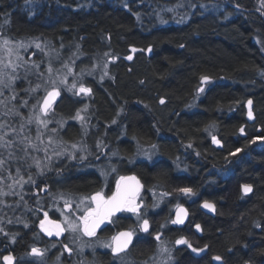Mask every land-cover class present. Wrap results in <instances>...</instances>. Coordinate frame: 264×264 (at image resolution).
<instances>
[{
    "label": "trees",
    "instance_id": "16d2710c",
    "mask_svg": "<svg viewBox=\"0 0 264 264\" xmlns=\"http://www.w3.org/2000/svg\"><path fill=\"white\" fill-rule=\"evenodd\" d=\"M5 37L31 49L43 47L34 51L40 73L45 72L44 48L65 58L116 57L109 79L87 80V145L95 150V140H101L119 154L118 169L108 180L88 167L91 160L78 156L46 172L23 167L32 147L24 135L28 145L22 136H12L10 147H0V159L7 161L0 184L17 177L19 183L27 181L22 191L15 192L14 183V191L0 198V241L14 245L18 264H39L34 256L21 261L36 245L47 247L50 262L54 259L56 244L39 230L45 213L59 219L65 206L78 211L80 196L105 187L108 197L117 179L132 173L143 183L146 206L138 216L113 217L97 235L110 238L126 228L138 233L120 263L148 264L160 243L154 236L162 233L161 241L174 246L172 264H264L261 0H0V39ZM203 77L211 82L193 107ZM83 106L62 92L55 114L67 121L59 135L63 141L83 135L84 128L71 120ZM142 152L148 156L138 158ZM15 166L26 177L20 179ZM159 197H165L161 207ZM206 202L214 213L205 209ZM176 204L189 210L183 227L173 223ZM143 218L151 222L146 234ZM182 239L192 247L176 243ZM64 241L74 248L69 233ZM63 257L66 264L71 259L68 252ZM109 257L96 248L89 260L112 264Z\"/></svg>",
    "mask_w": 264,
    "mask_h": 264
},
{
    "label": "rangeland",
    "instance_id": "374dc122",
    "mask_svg": "<svg viewBox=\"0 0 264 264\" xmlns=\"http://www.w3.org/2000/svg\"><path fill=\"white\" fill-rule=\"evenodd\" d=\"M173 11L177 13V9H173ZM35 48L43 50L42 46L37 47L36 45ZM35 48L31 49V44L14 41L7 37L0 39V125L3 126L0 127V136L7 133L4 138L11 141L12 136L19 138L22 136V139L23 135L27 137V143H30L32 147L31 151L28 152L30 161L24 162L23 167L29 170L36 168L37 172H46L63 159L68 161L78 156L82 159L91 160L88 167L98 168L108 180V177L118 169L119 154L113 149L107 150L103 147L101 140H95V150L90 149L87 145L90 94L80 93L78 90L81 85L90 88L87 82L90 78L100 82L109 79L111 77V64L116 60V57L106 53L93 56L88 60L81 55L65 58L60 52H51L44 48L46 55L45 72L40 73L38 71L40 64L34 60ZM210 82L211 79L209 78L203 80L198 97L191 106L197 105L198 98ZM17 84L20 87H16ZM73 84L76 85L75 88H72ZM52 89H58L60 92L65 91L83 101L84 106L71 119L80 123L84 128L83 135L79 139L67 142L60 139L59 135L65 128L67 121L55 114L54 108L47 113L42 112L41 103L45 95ZM23 141H25V145H28L26 140L23 139ZM25 147L28 149L29 146ZM149 150L153 151L152 149ZM147 154V152L139 153L138 158L148 156ZM15 167L16 175L20 179L26 177L22 167L21 169L19 166ZM32 174H29L27 178L33 179ZM119 179L120 177L117 180ZM14 183L17 184L15 185V192L18 193L25 188L27 181L19 183L17 177L15 181L10 179L7 186L1 183L0 198L14 191ZM97 193L102 194L105 199L107 198L104 187L92 195L80 196L77 207L79 212L72 211L70 205L62 208L61 221L69 233V240L74 247L73 249L72 247L66 249V251L71 258L72 255L73 258H76V264H92L93 260H89L90 253L96 248L100 250L110 249L105 245L112 243V237L99 238L97 235L89 237L83 231L81 218L88 209L95 207V201L91 200V197ZM163 198L165 197H159L157 207L162 206L161 199ZM177 207L178 204L174 205L173 210L175 211ZM132 213L138 216L139 212ZM69 225H78V227L73 231ZM174 260V246H167L160 239V243L147 263L172 264Z\"/></svg>",
    "mask_w": 264,
    "mask_h": 264
},
{
    "label": "snow or ice",
    "instance_id": "6c2138e0",
    "mask_svg": "<svg viewBox=\"0 0 264 264\" xmlns=\"http://www.w3.org/2000/svg\"><path fill=\"white\" fill-rule=\"evenodd\" d=\"M262 6H264V0H261ZM7 43V41H5ZM39 47V45H37ZM135 51V50H134ZM150 51V49H149ZM131 59V57H128ZM203 80H207V77H203ZM76 85L73 84L72 88H75ZM202 90V89H201ZM80 93L84 94H90L91 89L85 88L84 86H80L79 90ZM59 95V92L57 90H53L51 92H48L46 97L43 101V111L47 112V110L51 107L52 103L54 102V99L56 96ZM249 105H251V101L248 102ZM249 115L251 116V112H249ZM41 123H44V121H41ZM46 126V125H45ZM0 127H3L0 125ZM243 131V129H241ZM7 135L5 133L3 136H0V147L8 148L12 145L13 141L6 140L4 137ZM9 156H12V153H9ZM7 163L6 160L0 159V168H2ZM125 179H133L134 178H121V180ZM244 190L246 192L251 191V188L249 186H244ZM181 191L188 193L191 192V189H181ZM91 200L95 201V207L88 209L87 213L81 218L83 221V231L86 235L93 236L96 233V229L105 222V220H108L111 216H113L116 212L120 211H129V212H137L138 206L135 205V190L129 186L121 187V184H117L116 192L113 193L110 197L105 199L102 194L97 193L95 196L91 197ZM206 208H210L214 210V205L210 203H205L204 205ZM173 223H183L182 219H178L176 221H173ZM144 230L147 231V225L148 221L144 220ZM41 228L47 232L49 236L51 235H61V233L64 231V228L61 227L59 223L56 221H51L47 219V213H45V220L41 221L40 224ZM69 227L75 231L78 225H69ZM197 228H199V225H197ZM2 231V230H0ZM132 233L131 232H120L117 233V235L112 237V243H109L105 245L106 247H109L112 249L113 253L116 255H119L120 253L124 252L129 243L131 242ZM159 239V237H157ZM177 244H188L186 240H178L176 241ZM188 247H192L191 244H188ZM194 252L196 251H203V249H192ZM32 254L36 256H41L43 253L36 248L32 249ZM216 260H220L221 257L217 256L214 257ZM4 260L7 262V264H13V258L10 256L4 257Z\"/></svg>",
    "mask_w": 264,
    "mask_h": 264
},
{
    "label": "flooded vegetation",
    "instance_id": "af4514ba",
    "mask_svg": "<svg viewBox=\"0 0 264 264\" xmlns=\"http://www.w3.org/2000/svg\"><path fill=\"white\" fill-rule=\"evenodd\" d=\"M62 96V92H60V97ZM57 104H58V102L52 107V108H54V109H56V106H57ZM51 108V109H52ZM123 177V176H122ZM121 177V178H122ZM120 178V179H121ZM120 179L118 180V182L116 183V185H115V188H114V191L116 190V188H117V184L119 183V181H120ZM113 191V192H114ZM113 194V193H112ZM111 194V195H112ZM143 194V191L141 192V194L139 195V196H137V197H135V200H134V203H135V205H137L138 206V211L137 212H139L138 213V215H140L141 214V212H142V209L146 206V204H145V200H144V197H142L141 195ZM109 197V196H108ZM107 197V198H108ZM106 198V199H107ZM126 212H128V213H130V214H133L134 216H137V215H135L134 213H132V212H129V211H122L120 214H122V213H126ZM120 214H118V215H120ZM174 214H175V211H174ZM117 216V215H116ZM116 216H114V217H116ZM47 218H50V219H55V220H59L61 223H62V221H61V218H53V217H51L50 216V214L49 213H47ZM145 219H148V218H143L142 219V222L145 220ZM43 220H45V214H44V218L41 220V221H43ZM112 220H113V217L111 218V220H110V222H109V224L112 222ZM41 221H40V223H39V230H40V232H41V234L46 238V241H50V242H52V243H55L56 244V248L54 249L55 251H56V253L54 252V259H52V261L50 262V250L47 248V247H44V246H39V245H36V246H33V247H31V249L29 250V253H28V256L26 257V258H23L21 261H26V262H28V261H33V258L35 257V261H37L39 264H40V262L42 263V264H66V263H63V255L65 254V253H67L66 252V249H69V248H67L66 247V244H65V241H64V239H65V237H66V235L68 234V232H67V230L63 227V223H62V227L64 228V230H65V233L63 234V235H59V236H57V235H51V236H49L48 234H47V232H45L42 228H41V226H40V224H41ZM174 221V220H173ZM142 222H141V230H142ZM151 223V222H150ZM133 232H134V234H135V239L137 238V236H138V233L136 232V231H134L133 229H131ZM151 230V229H150ZM102 231V230H101ZM100 231V232H101ZM100 232H98V233H96L95 235H93V236H89V237H94V236H96V235H98V234H100ZM143 232V231H142ZM117 233V232H116ZM115 233V234H116ZM144 233V232H143ZM115 234L113 235V236H115ZM146 234V233H145ZM112 236V237H113ZM157 237H159V239H157ZM154 238L156 239V241H158V242H160V239L162 238V233H158V234H156L155 236H154ZM182 240H184V239H182ZM133 245V244H132ZM132 247V246H131ZM131 247H130V249H131ZM33 248H36V249H39L42 253H43V255H41V256H36V255H33L32 254V249ZM130 249L127 251V252H124V253H122V254H120V255H117V256H115L114 254H113V252H112V249L110 248V249H107V250H104L105 252H107L108 254H109V259H110V262L112 263V264H128L127 262H125V263H120L122 260L120 259L122 256H125V255H127L129 252H130ZM6 256H10V257H12L13 258V264H18V262L20 261V259H19V257L18 256H16V252H15V248H14V245L12 246V244H7V243H3V242H1L0 241V264H7V262L4 260V257H6ZM34 256V257H33ZM30 258V259H29ZM91 261V260H90ZM77 263V260H76V258H71V259H69V261L67 262V264H76ZM78 264H81V263H78ZM92 264H102L101 262H99V261H95V260H93V262H92Z\"/></svg>",
    "mask_w": 264,
    "mask_h": 264
},
{
    "label": "water",
    "instance_id": "95a60500",
    "mask_svg": "<svg viewBox=\"0 0 264 264\" xmlns=\"http://www.w3.org/2000/svg\"><path fill=\"white\" fill-rule=\"evenodd\" d=\"M54 89L50 90L49 92L53 91ZM59 92V95L55 97L54 99V102L52 103L51 107L47 110V112H49L51 110V108L59 101L60 99V91L58 89H55ZM47 95V94H46ZM45 95V97H46ZM44 97V98H45ZM44 101V99H43ZM43 101L41 103V110L43 113H47L45 111H43ZM249 108H251V105H249ZM123 178H134L133 179H125V180H121L119 181V183L121 184V187H125V186H129L131 188H133L135 190V197L139 196L141 194V192L143 191V183L140 179V177L135 174V173H132V174H128V175H125L123 176ZM117 189V188H116ZM116 190L113 192L115 193ZM111 196V195H110ZM109 196V197H110ZM212 204V203H210ZM213 205V204H212ZM205 207V206H204ZM205 209L210 212V213H214L215 212V208L214 210L213 209H210V208H206ZM122 211L120 212H116L113 216H111L108 220H105L104 223H102L97 229H96V233L100 232L101 230H103L105 227H107L109 225V222L111 220L112 217L120 214ZM178 214H179V219H182L183 220V223H175L178 227H183L187 224V222L189 221V217H190V214H189V211H188V207L184 204L178 206L175 210V214H174V220L176 221L178 219ZM48 220H51V221H56L57 223H59L62 227V223L59 221V220H55V219H50V218H47ZM148 221V225H147V231L144 230V224L142 222V231L144 233H149L150 232V229H151V223H150V220L149 219H145ZM63 228V227H62ZM120 232H131L132 233V237H131V242L129 243L127 249L124 251V252H127L130 247L132 246V244L134 243L135 241V234L134 232L131 230V229H122V230H119L117 233H120ZM65 233V230L61 233V235H63ZM95 233V234H96ZM117 233L115 235H117ZM89 236V235H88ZM113 252V251H112ZM122 252V253H124ZM120 253V254H122ZM114 254V253H113ZM119 254V255H120ZM115 256H117L116 254H114Z\"/></svg>",
    "mask_w": 264,
    "mask_h": 264
},
{
    "label": "bare ground",
    "instance_id": "6f19581e",
    "mask_svg": "<svg viewBox=\"0 0 264 264\" xmlns=\"http://www.w3.org/2000/svg\"><path fill=\"white\" fill-rule=\"evenodd\" d=\"M185 205V204H184ZM189 211V210H188ZM175 221V220H174Z\"/></svg>",
    "mask_w": 264,
    "mask_h": 264
}]
</instances>
